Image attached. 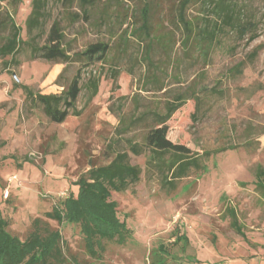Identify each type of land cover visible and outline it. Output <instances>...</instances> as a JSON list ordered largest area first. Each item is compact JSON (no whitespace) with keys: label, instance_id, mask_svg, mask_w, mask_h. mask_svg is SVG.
Here are the masks:
<instances>
[{"label":"rangeland","instance_id":"1","mask_svg":"<svg viewBox=\"0 0 264 264\" xmlns=\"http://www.w3.org/2000/svg\"><path fill=\"white\" fill-rule=\"evenodd\" d=\"M7 1L0 0V10H12ZM30 1L23 0L14 14L23 38ZM144 1L93 0L86 17L78 0L68 9L49 1L43 32L56 19L74 50L98 40L111 44L105 61L82 67V89L75 103L80 114L68 115L61 123L50 121L21 88H14L13 78L35 92L59 93L80 64L32 59L26 46L6 71H1L0 58V207L8 228L23 239L32 219L42 217L60 229L68 264H151L158 244L167 247V264H264V198L254 183L256 167H264V0H226L252 22V30L239 37L226 27L205 60L198 49L185 55L181 31L167 24L178 0H150L155 28L159 22L160 32L175 30L170 52L156 49L170 90L165 92L139 89L143 67L132 38L126 51L116 47L118 34L134 21ZM186 12L190 19L215 18L209 0H193ZM239 62L241 72L236 73L233 68ZM111 68L118 71L115 80ZM90 73L99 76L92 98L84 87ZM189 87L200 99L196 118V101L186 98L167 121V137L188 146L193 156L227 149L210 155L198 168L190 167L172 184L166 172L165 180L156 168L146 167L147 153H130V161L141 167L140 179L125 191L112 192V197L131 237L124 244L107 241L100 259L89 257L78 228L58 225L44 212L70 192L75 194L78 176L92 164L107 163L112 149H123L127 139L141 142L143 129L130 125L133 117L145 110L162 111L171 92L189 94ZM228 206L234 208L245 237L229 225ZM175 228L185 232L186 243H172Z\"/></svg>","mask_w":264,"mask_h":264},{"label":"trees","instance_id":"2","mask_svg":"<svg viewBox=\"0 0 264 264\" xmlns=\"http://www.w3.org/2000/svg\"><path fill=\"white\" fill-rule=\"evenodd\" d=\"M23 0H8L12 10L4 8L0 10V31L5 35L0 36V58L2 70L6 71L11 62L17 63L15 55L21 46H26L29 57L41 58L46 61L59 63L80 64L76 73L63 85L59 93H40L33 91L25 84H20L13 78V87L21 88L26 98L33 104L40 106L42 112L50 121L61 123L68 115H79L75 103L82 86L81 69L96 61H105L111 44L98 40L88 43L82 50H74L70 42L66 41L65 33L59 20H53L47 32L43 28L47 16V5L50 0H31V9L26 18V38L21 35V27L16 24L14 14L17 6ZM64 9L72 6L74 0H57ZM193 0H178L175 6V15L168 21L172 28L180 30L182 39L180 45L184 48V54L200 50L203 60L207 59L218 34L225 33V28L234 30L239 37H243L252 30V22L242 17L235 5L226 0H209L212 5L214 20H202L201 18H188L187 8ZM93 0H78V5L87 16V6ZM152 4L146 0L134 12V21L128 24L118 34L117 49L124 52L132 40L138 46L139 60L143 67V84L139 89L144 91H170L166 82V74L163 70L161 58H155L156 49L169 53L172 42L175 40V30L160 32L162 23L152 20ZM173 9V8H172ZM78 15V14H74ZM174 17V18H173ZM200 19V20H199ZM45 33V36L43 37ZM254 35L250 36L252 39ZM140 50V51H139ZM6 56H10L6 59ZM138 60V58H136ZM242 63L234 66L236 73L241 72ZM112 78L115 80L118 71L111 68ZM62 74H59V77ZM99 76L90 73L84 85L88 98L96 95ZM171 98L163 103V110H145L132 118L130 125L143 129L141 142L127 139L123 149L111 150V158L107 163L92 164L85 172L81 173L75 185L76 193L70 192L66 197L52 205L51 209L44 212V217L56 221L58 225L63 223L73 224L78 228L85 252L93 259H100L105 251V242L114 241L124 244L131 232L125 222L120 220L117 214V201L113 199L112 192L125 191L130 185L140 179L141 167L130 161V153L141 155L147 153L146 167H154L164 176L169 174L170 184L175 179L184 176L190 167H200V162L208 160L210 155L226 150L219 147L212 151L203 152L193 156L191 149L181 143L172 142L167 137V121L172 113L179 108L186 98L192 97L196 101V118L198 100L193 87H189V94L183 91L171 92ZM234 148V146L230 147ZM205 164L203 172L207 171ZM166 172V173H165ZM165 173V174H164ZM256 189L264 198V167L257 166L254 172ZM168 181V180H167ZM225 194L221 198L224 199ZM229 216V225L234 231L245 237L242 225L239 223L234 208H226ZM9 221L3 215L0 207V264H68L64 254L65 241L58 227H51L42 217H34L31 221V229L25 238L21 239L9 230ZM176 244L180 241L186 243L188 238L185 232L174 230ZM168 250L165 244H158L153 250L151 264H167ZM75 264V262H74ZM78 264V263H76Z\"/></svg>","mask_w":264,"mask_h":264}]
</instances>
